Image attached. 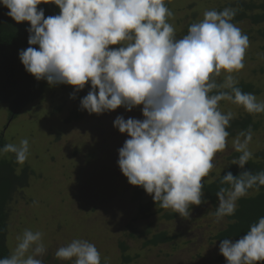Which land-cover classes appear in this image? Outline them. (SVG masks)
<instances>
[{"label": "clouds", "instance_id": "obj_1", "mask_svg": "<svg viewBox=\"0 0 264 264\" xmlns=\"http://www.w3.org/2000/svg\"><path fill=\"white\" fill-rule=\"evenodd\" d=\"M42 3L55 4L60 14L46 18L38 8ZM0 5L17 24H30L29 47L19 59L38 81L66 84L77 92L90 83L80 101L89 114L142 106V120L117 116L113 125L128 136L118 150V166L130 185L142 187L161 208L180 217L207 203L204 178L215 167L216 154L227 147L233 119L232 112L220 110V102L264 113V102L242 91L233 75L245 67L250 46L232 22L235 9L205 11L177 39L165 0H0ZM222 72L225 78L218 83ZM252 135L249 128L234 142L240 155L233 163L241 172L221 177L228 187L216 193L218 221L233 216L237 201L250 189L264 186V171L245 170L253 155L248 149ZM2 153H14L24 164L29 141L7 144ZM17 239L0 264H43L42 232L25 230ZM219 252L226 264H264V217L242 238L223 239ZM55 256L72 264H101L96 246L83 239L59 247Z\"/></svg>", "mask_w": 264, "mask_h": 264}, {"label": "rangeland", "instance_id": "obj_2", "mask_svg": "<svg viewBox=\"0 0 264 264\" xmlns=\"http://www.w3.org/2000/svg\"><path fill=\"white\" fill-rule=\"evenodd\" d=\"M241 0H165L173 16L176 38H182L192 23L200 22L207 10L222 11L232 8ZM249 38L245 67L234 73L238 84H253L260 93L258 101L264 102V39L256 38L260 28L248 23L237 24ZM261 28H264L262 26ZM115 47V46H113ZM226 73L218 78L223 82ZM64 86L67 90L64 89ZM72 86L51 85L44 95L23 109L17 118L11 119L8 105H0V137L6 145H19L22 139L29 141V156L24 164H18L17 174L29 168V182L18 191L10 205L9 235L7 247L10 254L18 244V237L25 230L43 233L46 253L39 257L43 264H72L61 261L55 253L75 239L93 243L101 254V264H214L220 256L219 245L212 238L227 225L226 217L219 221L216 208L210 203L192 206L189 217L167 222L156 214L150 220L139 217V204L133 201L135 190L141 188L129 184L118 166V150L127 134H121L114 125L117 116L125 120H142V106L127 111L120 107L103 114H86L80 121L67 123L75 106L69 92ZM220 110L233 113L238 118L248 112L231 101H221ZM62 108L61 111H58ZM261 123V130L252 135L248 149L255 160L264 150V113L254 117ZM228 139L223 152L216 154L215 167L204 183L216 179L232 163L234 142ZM242 140L243 138L240 137ZM15 160L14 153L0 154V161ZM144 200L152 197L145 195ZM167 231L177 240L158 248L145 247L153 235ZM127 247L122 254L120 244ZM123 255L129 257L125 263Z\"/></svg>", "mask_w": 264, "mask_h": 264}, {"label": "trees", "instance_id": "obj_3", "mask_svg": "<svg viewBox=\"0 0 264 264\" xmlns=\"http://www.w3.org/2000/svg\"><path fill=\"white\" fill-rule=\"evenodd\" d=\"M38 8L44 10L46 18L60 14V9L55 4L42 3L38 5ZM232 9L236 10V15L232 21L235 25L248 23L252 28H260L256 32L255 37L264 39V28H261L264 26V0H241ZM7 13L8 9L0 5V105H8L10 118L14 119L17 118L23 109L34 101L39 100L50 85L46 80L38 81L29 74L19 59V52L29 47L27 29L30 24L27 22L17 24ZM34 47L38 48V45ZM260 72L264 74V69ZM218 78L217 82L220 83ZM237 86L242 91L253 93L255 96L260 93L251 83L242 82L237 84ZM64 89L67 90L65 86ZM90 90L91 85L89 83L81 91L77 92L73 89L69 92L70 97H74L71 100L76 109L67 119V123L80 121L86 114H89L81 108L80 101ZM61 110L62 108L58 109V111ZM258 114L248 113L238 118H233L230 121V127L227 129L230 133L228 139L239 137L242 131L246 132L249 128H251L253 134L258 133L261 130V123L254 119ZM5 145V140L0 137V149H3ZM238 156L235 155L232 161L236 160ZM17 168L18 163L15 160L0 161V259L11 255L7 247L10 205L18 191L28 184L32 175L29 168L24 169L22 174L19 175L17 174ZM245 170H249L252 173L264 171V150L256 154L255 160H249ZM229 171L234 176H237L240 174L241 169L232 162L216 179L209 183H204V199L215 208L219 202L216 193L221 187H228V185L220 183L221 177ZM146 194L142 187L135 190L133 194V201L139 204V217L142 220H150L156 214L165 212V209L161 208L159 203H155L153 199L144 200L146 199ZM260 217H264V186L250 189L246 196L237 201L235 214L226 216L227 225L212 238V241L220 244L226 238L233 241L238 240L246 234L253 223L258 222ZM162 218L167 222H172L181 217L177 213L165 212ZM176 240L175 236H171L167 231H162L153 235L145 243V247L158 248L162 245L173 244ZM120 248L122 254H125L127 251L126 245L121 243ZM123 260L127 263L130 258L123 255ZM214 264H226V260L220 255L216 257Z\"/></svg>", "mask_w": 264, "mask_h": 264}]
</instances>
